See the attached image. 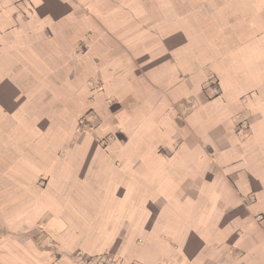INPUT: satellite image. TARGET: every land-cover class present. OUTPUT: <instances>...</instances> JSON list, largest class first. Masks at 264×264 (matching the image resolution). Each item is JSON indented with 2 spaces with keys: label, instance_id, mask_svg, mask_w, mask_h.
Listing matches in <instances>:
<instances>
[{
  "label": "crops",
  "instance_id": "0c3cea01",
  "mask_svg": "<svg viewBox=\"0 0 264 264\" xmlns=\"http://www.w3.org/2000/svg\"><path fill=\"white\" fill-rule=\"evenodd\" d=\"M258 216L264 0H0V264H264Z\"/></svg>",
  "mask_w": 264,
  "mask_h": 264
},
{
  "label": "built area",
  "instance_id": "2783aa9c",
  "mask_svg": "<svg viewBox=\"0 0 264 264\" xmlns=\"http://www.w3.org/2000/svg\"><path fill=\"white\" fill-rule=\"evenodd\" d=\"M207 86L212 90L213 96L216 97V96L220 95L221 91H220V88L218 86V82H217L216 78L210 77L207 81ZM79 127H80V130H83V129L85 130L86 128H89L90 130H92L91 128H93V123L88 116H85L80 120ZM245 127H246L245 124L240 125V129H243ZM257 220L259 223H264V218L262 216H258ZM76 256H75V259L79 264H120L110 254L104 256L100 260H93L92 258H90V257H88L82 253H78Z\"/></svg>",
  "mask_w": 264,
  "mask_h": 264
},
{
  "label": "rangeland",
  "instance_id": "374dc122",
  "mask_svg": "<svg viewBox=\"0 0 264 264\" xmlns=\"http://www.w3.org/2000/svg\"><path fill=\"white\" fill-rule=\"evenodd\" d=\"M85 116H88V117L90 118V114H89V113H88V114H85L84 116H82V118L85 117ZM82 118L79 119L78 124H77V130H76V132H77L78 134H83V133H86V132L90 131L89 128H86L85 130H84V129H83V130H80L79 122H80V120H81ZM91 129H93V128H91ZM76 257H77V256H76ZM75 260H76V259H75Z\"/></svg>",
  "mask_w": 264,
  "mask_h": 264
},
{
  "label": "bare ground",
  "instance_id": "6f19581e",
  "mask_svg": "<svg viewBox=\"0 0 264 264\" xmlns=\"http://www.w3.org/2000/svg\"><path fill=\"white\" fill-rule=\"evenodd\" d=\"M28 193V192H27Z\"/></svg>",
  "mask_w": 264,
  "mask_h": 264
}]
</instances>
